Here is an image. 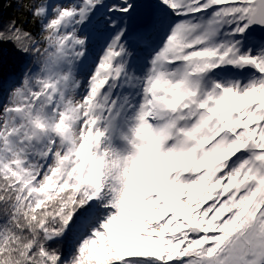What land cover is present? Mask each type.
Instances as JSON below:
<instances>
[{
    "label": "snow or ice",
    "instance_id": "obj_1",
    "mask_svg": "<svg viewBox=\"0 0 264 264\" xmlns=\"http://www.w3.org/2000/svg\"><path fill=\"white\" fill-rule=\"evenodd\" d=\"M0 264H264V0H0Z\"/></svg>",
    "mask_w": 264,
    "mask_h": 264
},
{
    "label": "trees",
    "instance_id": "obj_2",
    "mask_svg": "<svg viewBox=\"0 0 264 264\" xmlns=\"http://www.w3.org/2000/svg\"><path fill=\"white\" fill-rule=\"evenodd\" d=\"M12 14V9H6L4 17L7 19ZM21 66V60L10 49L6 51L4 58L3 73L5 76L18 74Z\"/></svg>",
    "mask_w": 264,
    "mask_h": 264
},
{
    "label": "rangeland",
    "instance_id": "obj_3",
    "mask_svg": "<svg viewBox=\"0 0 264 264\" xmlns=\"http://www.w3.org/2000/svg\"><path fill=\"white\" fill-rule=\"evenodd\" d=\"M107 2H109V3L118 2V0H107Z\"/></svg>",
    "mask_w": 264,
    "mask_h": 264
}]
</instances>
